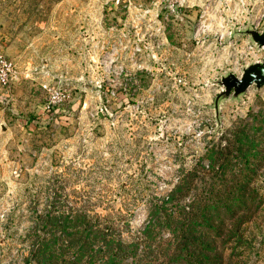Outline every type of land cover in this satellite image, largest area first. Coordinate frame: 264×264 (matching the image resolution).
I'll return each mask as SVG.
<instances>
[{
  "label": "rangeland",
  "instance_id": "1",
  "mask_svg": "<svg viewBox=\"0 0 264 264\" xmlns=\"http://www.w3.org/2000/svg\"><path fill=\"white\" fill-rule=\"evenodd\" d=\"M248 28L264 31V0H0L13 64L0 86V264H26L38 215L64 204L133 239L149 199L236 131L263 148L264 196V86L215 108L219 79L264 59ZM251 208L222 217L217 264H264V204Z\"/></svg>",
  "mask_w": 264,
  "mask_h": 264
},
{
  "label": "trees",
  "instance_id": "2",
  "mask_svg": "<svg viewBox=\"0 0 264 264\" xmlns=\"http://www.w3.org/2000/svg\"><path fill=\"white\" fill-rule=\"evenodd\" d=\"M259 146L245 130L228 135L226 147L212 146L208 163H199L168 194L149 199L150 218L131 240L113 219L66 204L50 207L37 217L26 264H157L151 258L157 247L164 257L159 264H217L222 217L242 214V221L251 207L264 204L256 185ZM234 149L246 152L234 155Z\"/></svg>",
  "mask_w": 264,
  "mask_h": 264
},
{
  "label": "water",
  "instance_id": "3",
  "mask_svg": "<svg viewBox=\"0 0 264 264\" xmlns=\"http://www.w3.org/2000/svg\"><path fill=\"white\" fill-rule=\"evenodd\" d=\"M258 45V47H264V31H258L254 28L246 29ZM223 88L215 99V108L218 111L220 102L231 95L234 98L240 97L248 88L256 84L258 88L264 86V59L262 61H256L243 68L241 76L230 72L221 77L218 81Z\"/></svg>",
  "mask_w": 264,
  "mask_h": 264
},
{
  "label": "built area",
  "instance_id": "4",
  "mask_svg": "<svg viewBox=\"0 0 264 264\" xmlns=\"http://www.w3.org/2000/svg\"><path fill=\"white\" fill-rule=\"evenodd\" d=\"M13 64L6 59L3 55H0V86L7 85L12 75Z\"/></svg>",
  "mask_w": 264,
  "mask_h": 264
}]
</instances>
